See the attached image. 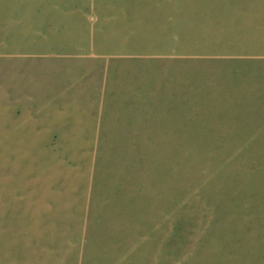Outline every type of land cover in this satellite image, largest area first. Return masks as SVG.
Segmentation results:
<instances>
[{"label": "rangeland", "instance_id": "obj_1", "mask_svg": "<svg viewBox=\"0 0 264 264\" xmlns=\"http://www.w3.org/2000/svg\"><path fill=\"white\" fill-rule=\"evenodd\" d=\"M119 2L166 36L157 120H135L152 141L90 164L8 134L12 53L78 50ZM0 264H264V0H0Z\"/></svg>", "mask_w": 264, "mask_h": 264}, {"label": "crops", "instance_id": "obj_2", "mask_svg": "<svg viewBox=\"0 0 264 264\" xmlns=\"http://www.w3.org/2000/svg\"><path fill=\"white\" fill-rule=\"evenodd\" d=\"M122 4L119 2L116 12L103 19L109 25L101 21L100 12H89L84 18L86 34L81 41L76 38L77 44L83 45L78 50L12 53L8 134L53 141L62 154L90 164L96 143L103 139L152 141L136 137L151 136L153 131L152 127L144 132L136 129L139 123L135 120L148 112L149 119L157 120L158 115L146 111L144 104L146 96L155 95L156 81L160 80L157 64H162L166 36L158 32V20L143 21ZM60 28L63 44L74 33L68 24L62 23ZM57 34L45 33L47 37ZM167 39L179 40L174 33ZM116 118L121 119L122 129H108ZM69 199L63 202L89 203L82 197Z\"/></svg>", "mask_w": 264, "mask_h": 264}]
</instances>
